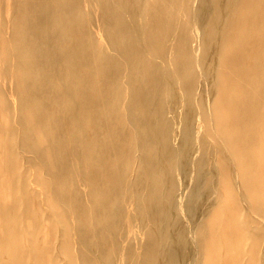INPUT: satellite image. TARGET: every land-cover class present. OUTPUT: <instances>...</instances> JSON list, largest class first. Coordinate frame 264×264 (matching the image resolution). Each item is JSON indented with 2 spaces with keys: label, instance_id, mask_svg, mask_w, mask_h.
<instances>
[{
  "label": "bare ground",
  "instance_id": "1",
  "mask_svg": "<svg viewBox=\"0 0 264 264\" xmlns=\"http://www.w3.org/2000/svg\"><path fill=\"white\" fill-rule=\"evenodd\" d=\"M0 264H264V0H0Z\"/></svg>",
  "mask_w": 264,
  "mask_h": 264
},
{
  "label": "rangeland",
  "instance_id": "2",
  "mask_svg": "<svg viewBox=\"0 0 264 264\" xmlns=\"http://www.w3.org/2000/svg\"><path fill=\"white\" fill-rule=\"evenodd\" d=\"M175 141H177V138L175 139ZM180 175V179L182 180V175L181 174H179ZM179 183V182H178ZM180 185H178V187H179ZM184 190H182L181 192H183ZM249 228H250V230H252V229H254V225H249L248 226ZM57 228H58V230H59V228H60V226L57 224ZM56 258H58L59 260H62L63 259V257H62V255H60L59 253L58 254H56ZM119 259H122V257H120Z\"/></svg>",
  "mask_w": 264,
  "mask_h": 264
}]
</instances>
